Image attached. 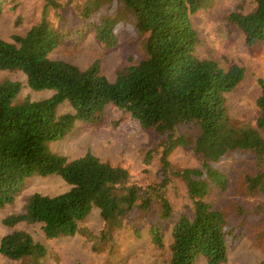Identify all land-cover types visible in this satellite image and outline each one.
<instances>
[{
    "label": "trees",
    "instance_id": "16d2710c",
    "mask_svg": "<svg viewBox=\"0 0 264 264\" xmlns=\"http://www.w3.org/2000/svg\"><path fill=\"white\" fill-rule=\"evenodd\" d=\"M119 1L132 12L136 30L145 35V54L119 67L113 79L101 72L97 59L82 68L49 56L65 36L47 18L46 7L56 5V0H46L40 20L24 33H13L11 39L0 36V69L20 70L32 89L52 90L47 97L15 100L21 82H0V207L14 201L31 175L58 174L69 184L52 195L34 191L22 210L5 215L2 222L40 223L48 238L79 231L90 234L81 222L97 207L104 220L97 237L100 242H114L132 213L146 215L157 205L159 217H172L169 192L179 179L192 210L179 213L167 243L159 226L148 225L151 241L160 250L157 254L163 264H194L199 255L208 264H221L228 258L227 240L236 234L207 195L212 186L226 188L227 175L215 162L237 150L250 152L254 159V170L242 175L244 192L264 194V138L259 131L264 129V86L256 99L255 122L233 121L224 92L242 79L245 68L236 63L224 68L195 53L199 39L190 16L209 0ZM255 1L251 11L227 16L242 30L248 45L264 40V0ZM100 17L94 24L96 37L112 45L117 38L116 19ZM64 100L73 111H58ZM108 104L128 111L157 135L144 162L157 155L159 180L137 182L126 167L104 161L89 149L70 158L49 147V141L62 138L76 121L101 119ZM178 146H190L199 163L176 167L170 154ZM128 223L139 232L137 223ZM45 254L44 244L27 230L0 236V255L31 258L38 264Z\"/></svg>",
    "mask_w": 264,
    "mask_h": 264
},
{
    "label": "rangeland",
    "instance_id": "374dc122",
    "mask_svg": "<svg viewBox=\"0 0 264 264\" xmlns=\"http://www.w3.org/2000/svg\"><path fill=\"white\" fill-rule=\"evenodd\" d=\"M56 2V5L46 7L47 18L65 36L49 56L68 60L82 68L97 59L101 72L109 79L115 77L119 67L144 56L145 35L136 30L132 12L124 3L119 0ZM0 4V36L11 39L13 33H24L40 20L46 0H0ZM255 5V0H209L190 16L199 39L196 55L213 58L224 68L233 63L245 68L242 79L224 92V105L235 122L254 123L258 114L256 99L264 86V40L246 44L242 30L227 16L233 11L246 13ZM87 8L91 11L89 16L86 15ZM104 15L116 19L117 38L108 46L96 37L94 29V24ZM5 79L21 82L15 100L25 96L38 99L52 93L51 89L29 87L25 74L20 70L0 69V82ZM57 109L59 112L73 111L68 100L62 101ZM259 131L264 138V129ZM156 140L157 135L143 128L128 111L108 104L101 119L92 122L78 120L62 138L48 144L52 150L70 158L89 149L104 161L126 167L133 180L149 183L159 180L157 155L154 154L149 163L144 162L146 153ZM170 160L178 168L196 165L200 161L190 146L174 148ZM215 165L226 173L228 182L225 189L212 186L207 199L222 212L227 225L236 234L233 238L229 236L228 258L221 264H260L264 261V194H247L242 183L243 173L255 168L253 156L250 152L230 151ZM68 187L69 184L58 174L27 177L14 201L0 207V236L14 229L29 231L46 247V254L38 264H163L157 254L160 250L151 241L148 225L159 226L167 243L179 213H191L192 210L183 183L176 179L172 192H169L174 212L172 217H159L157 205L146 215L132 213L127 220L137 223L139 232L134 231L126 220L123 229L116 232L114 242H100L97 237L104 227L97 207L81 222L83 229L90 234L79 231L73 235L48 238L40 223L20 221L9 226L2 222L5 215L22 210L34 191L52 195ZM0 264H33V260H16L0 255ZM194 264L208 263L204 256L199 255Z\"/></svg>",
    "mask_w": 264,
    "mask_h": 264
}]
</instances>
